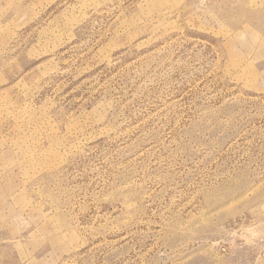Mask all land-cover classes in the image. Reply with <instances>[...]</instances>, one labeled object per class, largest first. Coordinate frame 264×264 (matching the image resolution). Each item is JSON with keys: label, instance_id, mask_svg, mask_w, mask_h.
Here are the masks:
<instances>
[{"label": "rangeland", "instance_id": "1", "mask_svg": "<svg viewBox=\"0 0 264 264\" xmlns=\"http://www.w3.org/2000/svg\"><path fill=\"white\" fill-rule=\"evenodd\" d=\"M0 264H264V0H0Z\"/></svg>", "mask_w": 264, "mask_h": 264}]
</instances>
